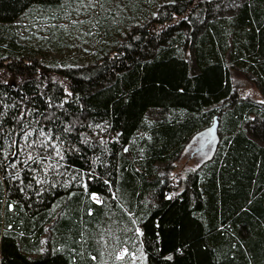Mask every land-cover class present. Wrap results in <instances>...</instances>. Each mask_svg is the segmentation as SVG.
<instances>
[{
  "label": "trees",
  "instance_id": "16d2710c",
  "mask_svg": "<svg viewBox=\"0 0 264 264\" xmlns=\"http://www.w3.org/2000/svg\"><path fill=\"white\" fill-rule=\"evenodd\" d=\"M64 2L0 0V264H264V0H139L54 68L20 33Z\"/></svg>",
  "mask_w": 264,
  "mask_h": 264
},
{
  "label": "rangeland",
  "instance_id": "374dc122",
  "mask_svg": "<svg viewBox=\"0 0 264 264\" xmlns=\"http://www.w3.org/2000/svg\"><path fill=\"white\" fill-rule=\"evenodd\" d=\"M139 0H65V2L56 9H46L36 7L34 13L29 14L27 18L32 17L31 29L28 32L21 31L20 35L32 36L33 45L37 47L38 35L42 34L47 38L43 41L44 53L46 60L57 68V64L65 62L67 66L78 65L88 56V52L94 48L92 36L96 23L106 18L110 12H114L116 16L123 12L125 19L134 16ZM129 2V3H128ZM128 4V7L126 6ZM139 5V3H138ZM127 7V9H125ZM125 9V10H124ZM125 11V12H124ZM112 23V22H111ZM50 34V35H49ZM50 40V41H49ZM79 62V63H78ZM235 81L241 83L243 89L242 94L247 96L250 93L254 95L255 89L248 83V80L233 72ZM160 116L158 112H150L149 119H157ZM215 133V132H214ZM204 134L198 135L185 149L183 156L179 159L178 164H182L188 160V168L198 166L201 162L206 161L213 153V146H209L203 151L201 141ZM209 137V136H208ZM215 137V134H214ZM125 254L124 251L118 254L121 258ZM133 264H144L142 257L133 255L131 257Z\"/></svg>",
  "mask_w": 264,
  "mask_h": 264
},
{
  "label": "flooded vegetation",
  "instance_id": "af4514ba",
  "mask_svg": "<svg viewBox=\"0 0 264 264\" xmlns=\"http://www.w3.org/2000/svg\"><path fill=\"white\" fill-rule=\"evenodd\" d=\"M203 139L201 141V148L200 150L203 151L204 149H206L207 147L214 145L212 151H214L215 148V138L213 139L212 136L209 133H203ZM209 136V137H208ZM212 155V154H211Z\"/></svg>",
  "mask_w": 264,
  "mask_h": 264
},
{
  "label": "water",
  "instance_id": "95a60500",
  "mask_svg": "<svg viewBox=\"0 0 264 264\" xmlns=\"http://www.w3.org/2000/svg\"><path fill=\"white\" fill-rule=\"evenodd\" d=\"M216 128H217V124L215 123V120H214V124L212 125V127L209 130H207V133H209L212 136L213 139L215 138L214 137V130Z\"/></svg>",
  "mask_w": 264,
  "mask_h": 264
}]
</instances>
